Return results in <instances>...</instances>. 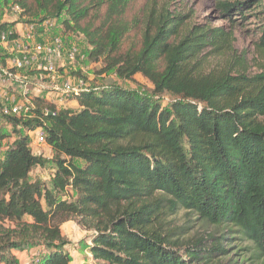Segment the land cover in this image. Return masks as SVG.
I'll use <instances>...</instances> for the list:
<instances>
[{
	"label": "trees",
	"instance_id": "1",
	"mask_svg": "<svg viewBox=\"0 0 264 264\" xmlns=\"http://www.w3.org/2000/svg\"><path fill=\"white\" fill-rule=\"evenodd\" d=\"M129 1L3 0L26 21L64 16L62 34L86 41L100 74L141 76L154 96L178 100L162 107L151 96L107 88L75 95L79 110L33 98L31 119L1 116L16 138L3 149L11 135L0 131V264H19L15 252L32 249L39 264H70L60 230L69 220L93 233L86 246L91 264H211L223 256L221 247L165 233V218L181 211L234 229L264 259V64L248 74L233 56L232 33L190 26L189 13L167 6L149 5L130 22ZM216 1L226 17L260 18L255 46L264 56V0ZM139 26L140 42L125 48ZM207 49L230 60L205 69ZM37 128L50 160L29 149L28 134ZM49 162V184L32 180V171Z\"/></svg>",
	"mask_w": 264,
	"mask_h": 264
},
{
	"label": "rangeland",
	"instance_id": "2",
	"mask_svg": "<svg viewBox=\"0 0 264 264\" xmlns=\"http://www.w3.org/2000/svg\"><path fill=\"white\" fill-rule=\"evenodd\" d=\"M149 5H151V7L156 6L157 8L167 6L171 12L189 13L190 26L209 25L210 28H220L225 33H232L233 56H240L242 58L244 61V70H246L248 74L255 75L261 73V67L264 64V56L257 52L255 46L259 37L258 22L260 18L252 12L246 13L243 18L239 15L226 17L218 10L216 0H130L125 15L130 22L136 23L135 19H142L143 12ZM5 10L7 14V9ZM105 10L106 6L101 8L100 13L104 14ZM10 16L12 19L17 18L13 15ZM11 18H4L0 15V23L4 22V25L10 27L14 24L9 25L6 23L10 22ZM62 19H64V16L57 19L54 30L58 32V36L63 37L61 26ZM68 41L76 45L79 49V55L73 63H64L65 65H69L66 68L67 76L70 78L82 77L86 81L89 89H97V91L107 88L132 90L153 97L156 101L160 102L162 107H168L172 102L178 100L177 97L169 94L154 96L151 93V85L141 76H136L134 81H123L119 80L113 72L100 74L102 64L91 63L87 59L89 46L86 41L78 36H69ZM133 41L137 43L140 42V26L134 30L132 29L126 38L124 47H128ZM206 52L212 53V56L205 62V69L223 67L224 63L227 62L228 59L230 60V56L228 55L219 56L210 49H207ZM231 69L235 70L237 68L232 66ZM33 70V66L27 68L24 70L23 75L27 76V74ZM66 109L69 108L66 107ZM70 109L75 110V108ZM0 131L11 135L4 141V149L8 144L12 143L16 136L13 135L11 127L7 125L6 119H3L1 116ZM22 134L25 135V133ZM28 137L29 149L33 155L42 156L47 160L52 158L51 149L46 144L37 143L35 135L32 132L28 134ZM3 153L4 152L0 153V157ZM74 163L77 166L83 165L81 161H75ZM54 169V165L49 162L43 168L34 169L30 177L33 180L38 179L45 184H49ZM163 229L165 233L173 237V240L177 239L185 244L200 242L201 246L205 247L204 249L213 248L214 246L223 248L225 254L223 256H216L215 254L211 264H264V259L257 256L256 252L249 244L236 239L238 235L234 232V229H226L224 226L216 227L206 224L198 220L197 217L191 213L181 211L174 216L165 218ZM60 230L62 235L69 241L66 249L71 257L70 264H91V255L88 253L86 246L90 244L93 233L83 230L74 220L63 223ZM37 252L39 251H33V253Z\"/></svg>",
	"mask_w": 264,
	"mask_h": 264
},
{
	"label": "built area",
	"instance_id": "3",
	"mask_svg": "<svg viewBox=\"0 0 264 264\" xmlns=\"http://www.w3.org/2000/svg\"><path fill=\"white\" fill-rule=\"evenodd\" d=\"M20 13L18 6L11 3L3 5V0H0V15L4 18H11L10 15L17 17L11 18L6 24L14 25H5V29L1 27L5 23H0V116L31 119L34 109L32 99L42 98L43 92L52 94L49 102L58 109H63L81 92H96L97 89L87 87L82 77L70 78L59 70L63 69V62L73 63L77 59L79 49L74 44L67 45L62 36L45 40L44 34L55 28L57 20L26 21L20 18ZM32 66L34 70L27 76L23 75L24 70ZM32 133L37 143L45 144L42 128ZM39 263L37 252L29 255L26 264Z\"/></svg>",
	"mask_w": 264,
	"mask_h": 264
},
{
	"label": "crops",
	"instance_id": "4",
	"mask_svg": "<svg viewBox=\"0 0 264 264\" xmlns=\"http://www.w3.org/2000/svg\"><path fill=\"white\" fill-rule=\"evenodd\" d=\"M17 29H20V26H17ZM45 36V40H48V39H50L51 37H53V36H58V32L56 31V30H52V31H49L47 34H44ZM72 37V36H71ZM63 38H64V40H66V42L68 43V44H71L69 41H68V38H69V36H63ZM65 42V43H66ZM65 62H63V66H62V68L63 69H61L62 71H61V73H63L64 75H67V71H66V68L69 66V65H65L64 64ZM60 67V66H59ZM42 98L43 99H46L47 101H50L52 98V94L51 93H45V92H43L42 93ZM66 107H68L69 109L70 108H75V110H79V107H78V105L76 104V102H74V101H71L70 103H68L66 106H64V108L66 109ZM63 108V109H64ZM73 110V109H72ZM30 176H31V174H30ZM33 180V179H32ZM35 250H38V249H32V250H30V251H26V252H15V256H16V258H17V260H18V262H19V264H21L22 262L23 263H25L26 264V261L28 260V256L29 255H31L32 253H33V251H35ZM22 263V264H23Z\"/></svg>",
	"mask_w": 264,
	"mask_h": 264
}]
</instances>
